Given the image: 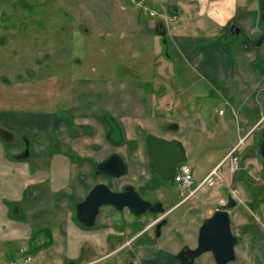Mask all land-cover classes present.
Here are the masks:
<instances>
[{
	"label": "rangeland",
	"instance_id": "obj_1",
	"mask_svg": "<svg viewBox=\"0 0 264 264\" xmlns=\"http://www.w3.org/2000/svg\"><path fill=\"white\" fill-rule=\"evenodd\" d=\"M144 7L154 9L156 15H146ZM144 7L129 0H0V111L10 109L16 118L45 112L50 124L52 114L67 115L72 103L73 108L78 105L72 94L80 109L88 107L95 115L106 111L110 118V139L102 142V153L94 154L88 146L100 139L103 127L74 110L77 123H94L96 136L83 135L80 126L84 137L72 145L81 153L55 151L75 160L71 173L49 158L58 143L51 136L56 132L50 131L49 137L47 130L39 134L15 130L16 143H8L7 151L23 150L30 141V158L14 159V163L46 178L34 187L38 189L33 203L47 219L28 213L8 225L0 210V264H179L174 254L185 243L196 245L203 221L225 203L228 194L237 201L230 214L233 231L240 236L236 259L228 264H264V161L255 153L254 141L261 132L253 126L258 119L264 125V0H146ZM215 11L228 20L220 38L212 37L223 26ZM231 21L244 30L242 34L230 28ZM160 23L166 28L167 44L157 30ZM212 38L219 39L218 46ZM195 39L190 52L186 43ZM218 47L233 57V63L224 66L213 55ZM231 69L236 73L233 84L227 79ZM215 75H220L217 82L212 80ZM230 89L235 93L231 95ZM57 92H61L57 103L51 105L48 97ZM245 111L255 114L249 124ZM62 129L65 134L66 128ZM148 133L184 142L188 159L180 165L190 164L195 178L184 191L186 200L179 203L172 193L164 195L173 179L156 174L151 178ZM44 143L47 149L41 154ZM111 151L127 164L121 181L136 185L145 199H163L166 208L171 204L168 196L179 203L168 212L160 234H155L154 226L135 234L138 220L148 226L163 217L153 212L138 217L124 208L111 214L104 206L92 227L71 216L74 208L66 203L79 200L80 184L87 188L104 178L96 177L98 166L85 156L99 160ZM4 167L0 164V170ZM8 172L16 181L21 178L15 171ZM6 177L0 171V200L8 197L3 186ZM65 177L72 178L65 187L71 195L56 208L51 203L62 195L57 189L59 179ZM28 204L24 202L26 210ZM117 219L127 227L126 245L120 251L115 249L119 244L111 243L119 233L109 234L118 230ZM18 225L34 237L24 239L18 233L21 237L14 239L13 228ZM128 226L134 231H128ZM193 264L217 263L213 253L206 252Z\"/></svg>",
	"mask_w": 264,
	"mask_h": 264
},
{
	"label": "water",
	"instance_id": "obj_2",
	"mask_svg": "<svg viewBox=\"0 0 264 264\" xmlns=\"http://www.w3.org/2000/svg\"><path fill=\"white\" fill-rule=\"evenodd\" d=\"M157 30L163 35L164 42L167 44V33L164 25L160 23ZM147 146L152 156L151 169L164 180L172 179L179 164L188 159L187 148L184 142L177 137L168 138L149 133ZM29 154L28 146L26 154L17 155V157L23 158ZM119 168V173L125 172L126 167L123 160L119 163ZM232 204L230 202L225 208H217L212 215L203 221L199 229L198 245L196 247L185 245L177 254L181 264H193L197 257L206 252H212L218 264H228L236 259V245L240 238L232 228L229 210ZM103 205H112L119 210L128 208L135 215H142L149 211H165L161 201L153 203L151 200L145 199L133 184H128L125 190L118 191L113 190L108 183L101 181L93 186L85 199L78 202L76 207L79 221L89 227L95 226ZM166 221L163 220L158 223V234H160L161 225ZM126 264L141 263L129 261Z\"/></svg>",
	"mask_w": 264,
	"mask_h": 264
},
{
	"label": "flooded vegetation",
	"instance_id": "obj_3",
	"mask_svg": "<svg viewBox=\"0 0 264 264\" xmlns=\"http://www.w3.org/2000/svg\"><path fill=\"white\" fill-rule=\"evenodd\" d=\"M262 9V8H261ZM1 14H4V13H2L1 12ZM230 28L234 31L235 30V28H237V31H239V28L238 27H236V24L235 23H231V26H230ZM247 41H249V40H247ZM260 41H258V45H260ZM262 61H264V59H262ZM22 76H20V78H21ZM262 79L264 80V73H263V76H262ZM61 94V92H57L56 93V95H54V96H52V97H48V101L50 102V101H52V103H51V105L52 104H54V103H57V98H58V96ZM74 100H76L77 101V106L75 107V108H73V103L71 104V106H70V110H68V109H66V111H67V115H64V116H60V118H62V119H64V120H66L67 122H68V124L70 123V125H71V128H70V130H68L69 129V127L67 126L66 127V131H65V134H67L68 136H79V133H81V131H80V129H79V127L80 126H82V130H83V132L85 133L86 131L84 130V128H88V132H86L87 134H89V135H93V128H92V122H90V121H85V122H82L81 124L80 123H77V119H76V115H75V112H74V110H79V113H81V115H82V117L83 118H87V117H93L94 119H95V122L97 123V124H100V125H102V127H103V130L105 131V133H102V137H104V138H107V139H109V133H108V131H109V129H108V127H107V125L110 123L109 122V114H108V112H106L105 111V113H103L102 115H95L93 112H91V110L88 108V107H85V108H83V109H80V104H79V102H78V100L75 98V96L74 95H70ZM69 97V96H68ZM42 102V101H41ZM70 102V101H69ZM68 102V103H69ZM89 103V102H88ZM69 105H70V103H69ZM64 112H65V110H63ZM257 120V119H256ZM258 121H260V119H258L257 120V122L256 123H254L253 124V126H257L258 128H259V131L261 132V138L259 139V138H257L255 141H254V143L256 144V148H257V151L255 152V153H259L260 154V156L263 158V161H264V154H263V145H264V125L262 126L261 125V123H263L262 122V120L260 121V123L258 122ZM259 123V124H258ZM170 127H174V128H177V124H175V123H171L170 125H169ZM256 127V128H257ZM63 129H60V128H57V129H54V130H51V131H54V132H56V135L54 136V135H51V136H53L54 137V141L55 140H57L58 141V143H55L54 144V147H53V151H54V153H55V151L56 150H61V149H63L64 148V146L65 145H63L62 144V142H61V139H63V136L65 135V134H63L62 131ZM24 131H26V130H24ZM92 131V132H91ZM106 131H107V133H106ZM41 131H37V133L39 134ZM36 133V132H35ZM50 131L48 130V136L49 137H51L50 135ZM109 134V135H108ZM80 137V136H79ZM0 138L1 139H3V140H5V148H6V150H7V144L8 143H10V144H14V143H16V140H17V138H16V134H15V132H13L12 130H9V129H6V128H3V127H0ZM40 144V143H39ZM28 146H29V149H30V141H27V144H25V146H24V149L23 150H13V152H10V151H7V153L10 155V157H11V159L14 161V159L15 160H25V161H27L29 158H30V154H31V149H30V154L28 155V156H26V157H23V158H18L17 157V155H25L26 154V151H27V148H28ZM43 146H44V151H41V154H43V152H45V150L47 149V145H45V143L43 144ZM15 149V148H14ZM37 151L38 152H40L38 149H37ZM53 151L50 153V155L51 154H53ZM148 154H149V156H150V158H151V160L148 162V164L150 165L151 164V162H152V156L150 155V153L148 152ZM51 156H49V158H50ZM122 160H124L118 153H116V152H110V153H107L102 159H100V160H98L96 163H95V166H98V168L96 169V168H94V171H95V174H96V177L98 178L99 177V175H102L104 178L103 179H101V180H98V181H96V182H94V183H92L91 185H89V187H87L86 188V186H84V184L82 183V184H80V186H79V189L81 190V189H83V194L81 195H79V200H77L75 203H72L71 205H69V203L67 202L66 204L68 205V206H71V208L73 207L74 209H72V214H71V216L72 217H75L78 221H79V219H78V216H77V204H78V202H80V201H82L83 199H85V197L88 195V193H89V191L93 188V186L96 184V183H98V182H101V181H103V182H106V183H108L109 185H110V187L113 189V190H118V191H123V190H125V188H126V186L128 185V184H132V183H130V182H123V181H121V177L123 176V175H125L126 174V172H127V165H126V170H125V172H122V173H119V163L122 161ZM126 164V163H125ZM148 172H149V174L151 175V178L153 179L154 178V176H155V174L157 175V177H159L160 178V176L158 175V173H156V172H154L152 169H151V167H150V169H148ZM31 174H33L32 172H30ZM148 174V175H149ZM34 175V174H33ZM177 183L173 180L172 181V183H170V188H167V193H172L174 196H176L178 199H179V203L181 202V201H183V200H186V195H182L181 196V192H179V188H178V184L176 185ZM134 185V184H133ZM135 186V188H136V185H134ZM161 186H163V183H160L159 182V184L157 185V187H161ZM158 188V189H159ZM38 189V188H37ZM37 189L36 190H34V186H32V185H29V186H27L26 187V189H24L23 190V195L20 197V198H18V199H11V198H8V197H2L1 198V200L3 201V205H0V210H1V212H2V214H3V216H2V218L3 219H5V217H9L13 222H14V224H15V219H18V218H20V217H28V213H30V214H32L36 219H39V218H41V217H44L43 216V210H40V209H38V210H35L34 209V206H36V204L35 203H33V201L37 198V194H36V191H37ZM78 188L77 189H75V190H79ZM137 190H138V188H136ZM59 193H61L62 195L60 196V198H57L54 202H52L51 203V205L52 206H55L56 208L57 207H61L62 205H63V203H62V198H64V197H66V195L67 194H70V192L69 191H66V190H57ZM72 191V190H71ZM139 191V190H138ZM140 192V191H139ZM20 193H22V191L20 192ZM85 193V194H84ZM71 195V194H70ZM77 197H78V194H77ZM68 200V199H67ZM66 200V201H67ZM148 200H150V199H148ZM32 201V202H31ZM153 203H155V202H157V201H161L162 203H163V206H164V208H165V211L164 212H153V213H155L156 214V216L158 217V215L159 216H161V215H163V217H158V218H156V219H154V220H156V221H158V222H155V224H151V225H148L147 226V224H144V225H142L141 226V223L139 222L140 220H138V228H139V230H138V233H139V235L140 234H142L143 232H145V231H147L150 227H153L154 226V232H155V234L157 233V231H158V223L159 222H161V221H163V220H167L166 222H168V213H167V208H166V205H165V203H164V200L163 199H161V198H157L156 200L155 199H152L151 200ZM24 202H27V203H29L28 204V208H27V210L25 209V205H24ZM230 202H232L233 204H232V206L229 208V210H230V212L232 211V209H234L235 207H237V201L234 199V198H232L231 197V195H229L228 194V196H227V200L225 201V203H223V204H221V207H219V208H225L226 207V205L228 204V203H230ZM179 203H176V205L177 204H179ZM104 206H108V208L110 209L109 210V213L111 212V214H113V212H115L116 210H119V209H117L116 207H114V206H112V205H103L102 207H101V210H100V213H101V211H102V208L104 207ZM55 207H52V213H51V215H53V214H55L54 212V209H55ZM127 210H129L128 208H126ZM130 211V210H129ZM132 212V211H131ZM149 212H151V211H149ZM100 213H99V215H100ZM133 213V212H132ZM148 213V212H147ZM62 215H64V214H62ZM99 215H98V217H99ZM57 216V215H56ZM107 217H110L109 215H108V213H107V215H106ZM136 216H138V217H142L141 215H136ZM53 217V216H52ZM44 218H46V217H44ZM49 218V217H48ZM207 218V217H206ZM47 219V218H46ZM97 220H98V218H97ZM117 221H118V219H117ZM80 222V221H79ZM7 224V223H6ZM12 224V223H11ZM97 225V224H96ZM33 226V225H32ZM19 227H22V225H18L17 227H14L13 228V231L15 230V231H18L20 234H22L23 235V238H25V239H28V237L30 238V239H32L34 236V234L32 233H30V231H29V233L27 234L25 231H24V228H23V230L22 229H20ZM28 227H30V225H28ZM116 227L118 228V230H113V231H110V233L109 234H112V233H114V232H117L116 234H114V235H118V233H119V238L117 239V238H112L113 239V241H111V243H113L115 246L116 245H118L119 244V247H117L116 246V250L117 251H120L125 245H126V241H123L124 240V238H125V226H123V225H120V221H118V223H117V225H116ZM116 229V228H115ZM200 229V228H199ZM32 232V231H31ZM35 233V232H34ZM108 234V235H109ZM199 235V234H198ZM238 235V234H237ZM31 236H33V237H31ZM40 236V235H39ZM239 236V235H238ZM48 238L49 239H52L51 238V234L48 236ZM136 238H138V236L136 237ZM239 238H240V236H239ZM117 243V244H116ZM185 245H188L187 243H185V244H183L180 248H179V250H178V252L176 253V254H174L175 256H176V258H177V260H178V262H179V264H181V261L179 260V258L177 257V254L180 252V250L185 246ZM198 245V239H197V243H196V245H194V246H192V247H196ZM197 259V258H196ZM196 261V260H195ZM127 263V262H126ZM217 263V262H216ZM230 263V262H229ZM70 264V263H69ZM141 264H145V263H141ZM218 264V263H217Z\"/></svg>",
	"mask_w": 264,
	"mask_h": 264
},
{
	"label": "crops",
	"instance_id": "obj_4",
	"mask_svg": "<svg viewBox=\"0 0 264 264\" xmlns=\"http://www.w3.org/2000/svg\"><path fill=\"white\" fill-rule=\"evenodd\" d=\"M213 14L215 15L216 18H218L220 20L225 19L224 17H222L221 14H219L218 11H215ZM232 14H231V12L229 13V15H232ZM227 21H223L222 20L221 23H222L223 26H222L221 32L219 33V35H215V36H212V37H218L219 36V38H220L222 36H225L224 33H223V30L225 29L224 25L226 24ZM233 22L234 21H231V23H233ZM236 26H239V25H236ZM239 28H240V30L237 31V33L242 34L244 30L240 26H239ZM212 39L215 42V44L217 45L216 42H218L219 39L218 38H212ZM196 40H198V39H195L194 41H192V40H188L187 41L186 45L189 48L190 52H192L193 43H195ZM212 53H213V55L218 56L222 60V62L224 63V66H225V64L228 66L230 64L228 62L233 63V61H234L233 57L231 55H229L226 52V50H224V49H222L220 47H218L216 49H213ZM209 56H210V54H209ZM231 71H233V70L231 69ZM235 75H236V73H235V70H234L233 73H231V75H229L228 78H227V79H230V83H232V84L234 82ZM219 76L220 75H215L213 77V79L212 78L211 79L214 80V82H217ZM229 92L230 93L231 92L235 93V91L231 90V89H230ZM225 95H228V93L226 92ZM225 95H221V96H225ZM231 95H232V93H231ZM247 110H249V109H247ZM245 112L247 113V115H246L247 117H246L245 121H246L247 124H249L248 122L251 121V119H254L253 116L255 114H253L252 111H250V112L245 111ZM44 114H45V112L43 114L35 112V113H31L32 117H30V118L28 116H25V115H23V116L19 115V117L16 118V114L12 113V111L10 112V109H3V110L0 111V127L12 130L13 132H15V130H19V129H21L23 131L26 130V131H33V132H37L38 130L39 131H44V130L51 131V130H54V129H57V128H60V129L66 128L67 126L69 127L68 130H70V128H71L70 123L68 124V122H66V120L60 118L58 115L52 114L51 123L49 124L47 122L48 119H47V117H45ZM206 117H208V116H206ZM232 117H233V115H232ZM15 122H18V124H16ZM65 122H66V124H64ZM63 124L65 125V127H61V126H64ZM91 124H94V123H91ZM99 125L100 124H98V126ZM238 125H240V124L238 123ZM92 128H93V125H92ZM104 130L102 131V133H105ZM92 133H93V135H89V134H87L85 132V133H83V135L87 136L88 138L95 137L96 135L94 134V128H93V132ZM102 133H100V139H98V140L96 139L97 141L95 140L94 143H92L91 145L88 146L89 149L93 153L95 152L94 154H96V152L98 154L102 153V151L105 149L103 147L104 145H103L102 142L103 141L107 142L109 140L107 138L102 137ZM106 133H107V131H106ZM79 136H81V138L84 137V136H82V133H79ZM79 136H68L67 134H65L64 135V139H61L62 144L65 145L63 150L64 151H68V150H77V151H79V149L77 147H74V145H72V143H74L77 138H80ZM96 142H98V143L96 144ZM94 146H96V150H95ZM63 150L61 149L60 152H63ZM50 156H51L50 160L52 159L53 163H55V161H57V163L61 164L62 167H64V171H67V173H68V171L69 172L73 171L76 168V166H77V163L71 157L67 156L66 159H64V154L63 153H62V155H59V153H57V152L54 153V151H53V154H51ZM104 156L105 155H102L101 159ZM85 157L87 159L90 158L88 161L86 159H84L85 162L87 161V162L90 163L92 160H94V162L96 163L98 161L95 158V156H85ZM0 164H5V167H4L5 169L4 170H0V171H1V173L6 172V174H7V177L3 179V186L7 187V188H11V190H8L6 188L7 196H8V198H11V199L20 198L23 195V190L26 189L27 186L32 185V186L36 187V186H38L39 183L44 182L43 180L46 179L45 177H43V175H40V174L33 175L30 172L26 171V165L25 164L22 165V164L14 163V161L11 159L10 155L7 153V150L5 148V140H3L1 138H0ZM91 165H92V163H91ZM8 169L11 170V171H15V174H17V175H21V178H20L21 180L18 179V181H16L15 178L9 177V176H12V175H11L10 172H8L9 171ZM16 182H19V183L16 184ZM71 184H72V178L71 177L60 178L59 179V187H58L57 190H65V187L66 186H70ZM21 191H22V193H20ZM167 192L168 191H167V188H166L165 192H164V195L165 194L166 195L170 194V192L169 193H167ZM168 201L171 204H169V206L167 207V209H168L167 213L168 212L170 213L172 211L174 212V210L176 209V204H175L176 200H174V199L172 200V198L171 197L169 198V196H168ZM3 204H4L3 201L0 200V205H3ZM4 222L7 223L8 225L13 223V221L9 217H5ZM126 228L127 227H125V231H124L125 234H127L126 233L127 232ZM128 229H129L128 231H130V230L134 231V228H131L129 226H128ZM18 233H19L18 231H15L13 233L12 237L14 239H19L21 237V235L19 236L20 233L19 234ZM135 234H138V229L135 231Z\"/></svg>",
	"mask_w": 264,
	"mask_h": 264
},
{
	"label": "built area",
	"instance_id": "obj_5",
	"mask_svg": "<svg viewBox=\"0 0 264 264\" xmlns=\"http://www.w3.org/2000/svg\"><path fill=\"white\" fill-rule=\"evenodd\" d=\"M130 1L138 5H143L146 0H130ZM145 9L150 15L152 16L156 15V11L154 9H149L148 7H145ZM173 178L179 184L181 190L184 192L185 189L191 187L192 184L195 182L192 166L188 163L181 164L177 169V171L175 172Z\"/></svg>",
	"mask_w": 264,
	"mask_h": 264
},
{
	"label": "trees",
	"instance_id": "obj_6",
	"mask_svg": "<svg viewBox=\"0 0 264 264\" xmlns=\"http://www.w3.org/2000/svg\"><path fill=\"white\" fill-rule=\"evenodd\" d=\"M108 133L110 134V131H108ZM109 134H108V135H109ZM109 139H110V135H109ZM146 148H147V146H146Z\"/></svg>",
	"mask_w": 264,
	"mask_h": 264
}]
</instances>
